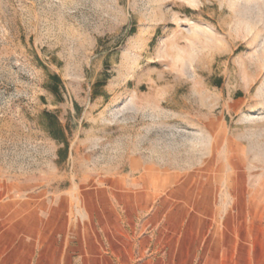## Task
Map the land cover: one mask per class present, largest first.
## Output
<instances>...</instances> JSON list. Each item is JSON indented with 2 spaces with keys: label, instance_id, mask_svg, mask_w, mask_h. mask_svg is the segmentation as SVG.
Wrapping results in <instances>:
<instances>
[{
  "label": "rangeland",
  "instance_id": "374dc122",
  "mask_svg": "<svg viewBox=\"0 0 264 264\" xmlns=\"http://www.w3.org/2000/svg\"><path fill=\"white\" fill-rule=\"evenodd\" d=\"M158 153L264 205V0H0L1 173L56 196Z\"/></svg>",
  "mask_w": 264,
  "mask_h": 264
},
{
  "label": "crops",
  "instance_id": "0c3cea01",
  "mask_svg": "<svg viewBox=\"0 0 264 264\" xmlns=\"http://www.w3.org/2000/svg\"><path fill=\"white\" fill-rule=\"evenodd\" d=\"M212 158L132 156L56 196L0 172V264H264V205L238 204Z\"/></svg>",
  "mask_w": 264,
  "mask_h": 264
},
{
  "label": "trees",
  "instance_id": "16d2710c",
  "mask_svg": "<svg viewBox=\"0 0 264 264\" xmlns=\"http://www.w3.org/2000/svg\"><path fill=\"white\" fill-rule=\"evenodd\" d=\"M56 79H59V77L57 75L54 76Z\"/></svg>",
  "mask_w": 264,
  "mask_h": 264
}]
</instances>
